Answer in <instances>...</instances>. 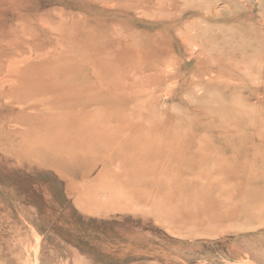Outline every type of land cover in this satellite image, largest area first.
<instances>
[{"label": "rangeland", "instance_id": "rangeland-1", "mask_svg": "<svg viewBox=\"0 0 264 264\" xmlns=\"http://www.w3.org/2000/svg\"><path fill=\"white\" fill-rule=\"evenodd\" d=\"M0 264H264V0H0Z\"/></svg>", "mask_w": 264, "mask_h": 264}]
</instances>
